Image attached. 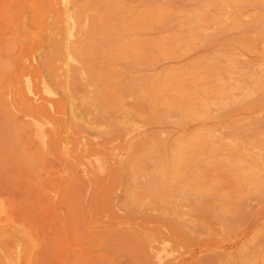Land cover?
Returning a JSON list of instances; mask_svg holds the SVG:
<instances>
[{"label": "rangeland", "instance_id": "374dc122", "mask_svg": "<svg viewBox=\"0 0 264 264\" xmlns=\"http://www.w3.org/2000/svg\"><path fill=\"white\" fill-rule=\"evenodd\" d=\"M96 1L0 0V264H264V0Z\"/></svg>", "mask_w": 264, "mask_h": 264}, {"label": "bare ground", "instance_id": "6f19581e", "mask_svg": "<svg viewBox=\"0 0 264 264\" xmlns=\"http://www.w3.org/2000/svg\"><path fill=\"white\" fill-rule=\"evenodd\" d=\"M91 1V0H90ZM100 1H109L111 2L112 0H100ZM98 0L96 1V4H97ZM87 3V2H86ZM91 3V2H90ZM102 4V3H100ZM99 4V5H100ZM80 5V4H79ZM91 5H93L91 3ZM82 7V6H81ZM54 9V7H53ZM120 10V9H119ZM67 11V9L65 10ZM62 12V11H61ZM60 12V16H62V14L64 13V11L61 13ZM57 13V12H56ZM67 13V12H66ZM155 14V13H153ZM57 15V14H56ZM59 15V13H58ZM79 15V14H78ZM77 15V16H78ZM73 16V15H71ZM64 17V16H63ZM62 17V18H63ZM74 17V16H73ZM143 17V16H142ZM61 18V17H60ZM60 18H57L58 20ZM61 18V19H62ZM70 18V17H69ZM118 18V17H117ZM69 20V19H68ZM104 21H101L97 27H94V28H91L89 30V32H87L86 34V39L88 38V41L89 40H94V39H100V40H107L109 39V36H110V32H111V28L110 26L108 25V23L106 22V17L103 18ZM60 21V20H59ZM63 21V20H62ZM71 21V20H70ZM93 21V20H92ZM61 22V21H60ZM75 22V21H74ZM159 22V21H158ZM63 23V22H61ZM64 24V23H63ZM133 24V23H132ZM75 25V24H74ZM119 25V24H118ZM23 26V25H22ZM73 26V25H72ZM148 26V25H147ZM75 28V26H74ZM72 30V28L70 29V31ZM74 32V31H73ZM117 32V31H115ZM114 32V33H115ZM23 33V32H22ZM23 35V34H22ZM114 35V34H113ZM116 35V34H115ZM114 35V37H116ZM111 37V36H110ZM113 37V36H112ZM62 38V37H61ZM66 40V39H65ZM63 42V41H62ZM85 43V41H83ZM103 43V42H102ZM108 43V42H107ZM24 44V43H23ZM65 44V43H64ZM87 44V42H86ZM68 45V44H67ZM87 49H88V44L85 46V47H79V46H76L74 48V51H76V53L81 56V58H83L84 60L86 59V57H88V54H87ZM103 51V50H102ZM130 52V51H129ZM65 53V52H64ZM68 54V53H67ZM121 54V53H120ZM124 54V53H123ZM103 56V55H102ZM136 57V56H135ZM69 58V57H67ZM117 59V58H116ZM85 66H88V64L86 63V61L84 62ZM121 66V65H120ZM87 68V67H85ZM84 71V70H83ZM92 74V73H91ZM88 75V74H87ZM31 81V80H30ZM32 82V81H31ZM47 85V84H46ZM42 88H44V86H42ZM168 88V87H167ZM26 90L30 89L29 85L26 84ZM158 89V88H157ZM162 89V88H161ZM32 90V89H31ZM45 90V89H44ZM162 92V91H161ZM164 92H162L163 94ZM146 94V93H145ZM122 96V95H121ZM150 96V95H149ZM164 96V95H163ZM167 96V95H165ZM161 97V96H160ZM175 97V95H174ZM167 98V97H166ZM91 99V98H90ZM148 101H151V97H148L147 98ZM82 100V99H81ZM89 101V100H88ZM90 103V102H88ZM0 105L2 106V104L0 103ZM100 105V104H99ZM156 105V104H155ZM152 107V105H151ZM29 109L31 110L32 108L29 107ZM51 109V108H50ZM101 109H106V107L104 105H100L98 111ZM47 111H43V113H45ZM43 114H40L39 117L41 118ZM47 118L46 117H43L42 119H39V118H35L34 119V123H33V126L38 127V123H40L39 125L43 126ZM22 119L21 118H14L13 116L11 117L10 114H1L0 115V164H5L7 163L6 160H5V157L7 154H8V146L9 144H15V146L17 147V149L19 150L20 153H22L21 151V147H24V143H22V140H24V138H26V134H27V126H29L28 124H22ZM53 124V123H52ZM57 125V124H56ZM32 126V127H33ZM48 126V125H47ZM30 127V126H29ZM46 127V125L44 126ZM56 128V127H55ZM43 129V127H42ZM33 140V138H32ZM26 151V150H25ZM31 151V150H30ZM27 153V152H26ZM29 153V152H28ZM182 153V152H181ZM15 155V153H14ZM25 155V154H23ZM90 155V154H89ZM95 155V154H94ZM27 161V159H26ZM29 161H30V158H29ZM33 161V160H32ZM29 163V162H28ZM31 163V162H30ZM8 164V163H7ZM123 167V166H122ZM130 169V168H129ZM142 170V169H141ZM133 172V171H132ZM133 175V174H132ZM162 178V177H161ZM262 178V177H261ZM147 188V186H146ZM166 188V187H165ZM168 189V188H167ZM178 191V190H177ZM144 192V191H143ZM147 192V191H146ZM132 193V192H131ZM162 194V193H161ZM151 196V195H150ZM157 196V195H156ZM160 197V196H159ZM167 197V195H166ZM137 198V197H136ZM148 198V197H147ZM160 200V199H159ZM139 202V201H138ZM145 203V202H144ZM199 209V208H198Z\"/></svg>", "mask_w": 264, "mask_h": 264}]
</instances>
